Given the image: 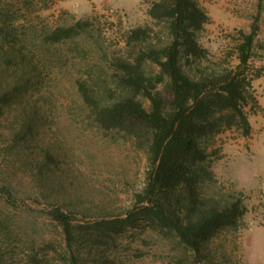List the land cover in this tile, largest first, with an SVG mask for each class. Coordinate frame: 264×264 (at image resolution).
Masks as SVG:
<instances>
[{
	"label": "rangeland",
	"instance_id": "374dc122",
	"mask_svg": "<svg viewBox=\"0 0 264 264\" xmlns=\"http://www.w3.org/2000/svg\"><path fill=\"white\" fill-rule=\"evenodd\" d=\"M154 1L0 0V264H68L72 251L82 264H264V71L253 81L260 108L247 109L251 135L227 130L212 143L210 191L243 200L239 230L221 231L193 254L141 221L110 233L108 244L80 239L71 251L46 214L50 205L85 213L78 222L94 234L99 221L123 220L133 208L146 155L129 135L102 128L81 88L108 100L115 61L132 56L128 30L151 25L153 42L165 41L164 25L148 14ZM196 1L210 18L197 34L210 54L194 66H235L239 31L256 26L252 63L264 70V0ZM75 20H89L86 32L44 41L43 32ZM145 70L159 73L151 63Z\"/></svg>",
	"mask_w": 264,
	"mask_h": 264
},
{
	"label": "trees",
	"instance_id": "16d2710c",
	"mask_svg": "<svg viewBox=\"0 0 264 264\" xmlns=\"http://www.w3.org/2000/svg\"><path fill=\"white\" fill-rule=\"evenodd\" d=\"M148 14L154 24L164 25L165 41L153 42L151 25L128 30L124 43L132 48V56L115 61L114 88L105 90L108 100L81 88L102 128L129 135L145 153L144 186L123 220L103 219L93 226L94 234L91 226L78 222L85 213L47 206V216L61 228L70 250L80 239L108 244L110 233L143 221L198 254L221 231L239 230L247 213L240 197L210 191L217 184L211 158L218 154L212 143L219 134L236 130L249 137L252 133L247 109L260 108L253 81L264 71L252 63L258 28L239 31L235 66L204 71L194 65L208 61L210 53L199 44L197 34L210 18L199 3L157 0ZM89 24L75 20L43 32L42 37L57 44L86 32ZM147 63L156 65L159 73L149 75ZM142 97L149 102L147 107ZM68 264H82L78 251L70 252Z\"/></svg>",
	"mask_w": 264,
	"mask_h": 264
}]
</instances>
